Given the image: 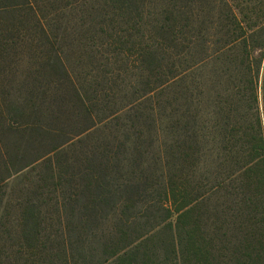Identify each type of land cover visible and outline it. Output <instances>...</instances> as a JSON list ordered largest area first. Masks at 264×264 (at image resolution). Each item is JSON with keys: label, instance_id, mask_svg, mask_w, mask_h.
Returning <instances> with one entry per match:
<instances>
[{"label": "trees", "instance_id": "1", "mask_svg": "<svg viewBox=\"0 0 264 264\" xmlns=\"http://www.w3.org/2000/svg\"><path fill=\"white\" fill-rule=\"evenodd\" d=\"M253 4L0 0V264H93L83 239L145 196L171 204L173 264H264Z\"/></svg>", "mask_w": 264, "mask_h": 264}, {"label": "rangeland", "instance_id": "2", "mask_svg": "<svg viewBox=\"0 0 264 264\" xmlns=\"http://www.w3.org/2000/svg\"><path fill=\"white\" fill-rule=\"evenodd\" d=\"M261 7L264 8V6H255L254 4L251 6V8L256 9L258 12H260ZM258 51H256V57L260 56L261 52ZM0 77L4 78V76ZM0 82V89H9L11 85L9 81ZM168 94L171 95V91ZM172 111V109H166L165 115L169 116ZM170 122L168 119H165L163 127L170 124ZM154 198L155 202H150L148 201L149 197L145 196L141 200L138 199L134 205L131 202H127V199H124V203L121 204L119 209L120 220L124 221L123 225L118 229L114 228L112 224L106 227V223L103 221L97 228V233H103L95 237L83 239V244L78 248V253L87 252L86 255L91 256L93 264H97V262H103L102 264H123L122 257L127 255L131 250H135V255L137 257L138 254L140 260L148 258L152 260L151 264H173L174 255L170 247L172 232L169 227L173 218H170V215H166L167 213L164 209L173 210L170 203L164 200L160 203L156 196ZM182 221L184 225L189 221L187 214H184ZM183 224L181 226L185 227ZM79 226V224L76 225V227ZM177 235L179 236L178 232ZM182 238V241H185L184 234H182ZM110 242H115V244L111 245ZM183 245L185 246V243L181 244V246ZM56 252V249L52 250V253ZM71 252H76L75 248H70ZM116 254L119 255L116 256ZM104 258L107 259L103 261ZM174 264L182 263L176 262Z\"/></svg>", "mask_w": 264, "mask_h": 264}]
</instances>
